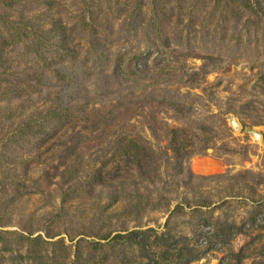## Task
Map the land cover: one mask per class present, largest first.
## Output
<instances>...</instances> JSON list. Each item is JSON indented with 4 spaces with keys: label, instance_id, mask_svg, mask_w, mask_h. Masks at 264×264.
Masks as SVG:
<instances>
[{
    "label": "rangeland",
    "instance_id": "rangeland-1",
    "mask_svg": "<svg viewBox=\"0 0 264 264\" xmlns=\"http://www.w3.org/2000/svg\"><path fill=\"white\" fill-rule=\"evenodd\" d=\"M223 1L0 0V28L19 20L53 34L65 26L80 57L89 32L78 29L87 18L103 67L117 52L161 54V71L141 81L109 77L106 88L107 68L61 92L53 77L35 81L32 65H5L0 264H69L78 246L84 260L90 242L133 229L185 235L192 245L199 230L213 229L205 223L264 217V0ZM173 128L195 147L209 146L181 169L168 147ZM124 138L153 150L152 170L95 182L102 164L109 174L125 165L113 157ZM248 232L190 264H235L228 250L245 246L242 264H264V238Z\"/></svg>",
    "mask_w": 264,
    "mask_h": 264
},
{
    "label": "trees",
    "instance_id": "trees-1",
    "mask_svg": "<svg viewBox=\"0 0 264 264\" xmlns=\"http://www.w3.org/2000/svg\"><path fill=\"white\" fill-rule=\"evenodd\" d=\"M229 1L225 0L222 3L227 4ZM79 25L81 27L78 29L79 31L87 34L89 32L83 57H80L73 49L71 37H69L73 31L66 29L65 26L63 30L52 29L55 33L49 34L51 30L46 32L40 27L29 26L26 21L13 20L2 23L3 27L0 28V88L2 80L5 82L7 80L4 78L5 72H7L5 65L12 62H15L16 67H19L20 63L24 68H28L27 65H32L29 68H33L32 74L35 81H38L39 78L48 80L51 77L55 78L57 84H61L58 92L64 90L63 85H67L68 82L69 85H76L81 80L105 74L104 70L107 68L110 70L108 69L109 73L104 78L106 88L110 85L111 78L117 84L130 83L143 80V77L151 72L158 74L157 72L161 71V54L156 52L157 54L153 55L150 49L117 52L109 67H103L102 64L106 57L99 49L100 40L93 32V23L84 17ZM20 45L22 49L16 53L15 50L19 49ZM49 76L50 78H48ZM109 77L110 79H108ZM13 87L14 90L15 87H17V91L21 90L18 86ZM59 98L56 96V99ZM68 110V105L61 109L62 113H68ZM168 137V147L173 158L176 159V168L178 169H181L186 156L189 157L199 150L209 148L205 143L199 148L195 147L193 140L187 141L188 134H185V130L182 128H173L169 131ZM113 157L115 161H123L125 165L115 163L114 167L110 168L113 172L109 174L106 165L102 164L97 170L95 182L104 183L112 175L119 176L121 179V172L128 173L130 169L137 171L141 176L148 175L152 170L150 161L153 158V150L142 146L135 139L124 138V144L117 146ZM258 213L248 217L240 225L224 222L220 225L212 222L205 223V225L211 224L213 229L210 231L199 230L196 234V241L202 238L201 241H204L205 244L209 242L205 249H200L196 241L190 245V239L185 235L177 236L166 231L159 232L153 228L133 229L124 231V233H116L113 236L106 234L99 237L98 241L90 242L88 248L86 247V259L84 260L79 257L81 252L78 246L69 264H133L134 262L137 264H190L204 257L216 242L228 245L237 235L248 234L250 230H257L254 238L262 240L264 238V217L258 220L256 217ZM262 214L264 215V212ZM246 247H241L236 253L228 250L227 256L234 259L235 264H242L241 260L245 257L242 252ZM261 250L263 254L264 245ZM128 253L130 258L127 256Z\"/></svg>",
    "mask_w": 264,
    "mask_h": 264
}]
</instances>
